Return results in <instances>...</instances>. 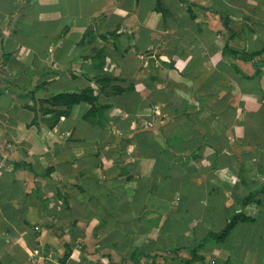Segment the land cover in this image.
Instances as JSON below:
<instances>
[{
	"label": "crops",
	"instance_id": "0c3cea01",
	"mask_svg": "<svg viewBox=\"0 0 264 264\" xmlns=\"http://www.w3.org/2000/svg\"><path fill=\"white\" fill-rule=\"evenodd\" d=\"M0 264H264V0H0Z\"/></svg>",
	"mask_w": 264,
	"mask_h": 264
},
{
	"label": "trees",
	"instance_id": "16d2710c",
	"mask_svg": "<svg viewBox=\"0 0 264 264\" xmlns=\"http://www.w3.org/2000/svg\"><path fill=\"white\" fill-rule=\"evenodd\" d=\"M233 38L238 37L239 35H236L235 33L232 34ZM235 55L243 60H252L254 58V54H249L244 48H234L231 47L229 44L226 45L224 56H232ZM102 85L109 84L110 78H103L98 81ZM98 101L99 97L98 95H94L92 90L83 91L80 93H73V94H60L55 97H52L48 100L41 101L42 104H48L53 108H56L54 110H44L42 109V112L44 113H51L52 115L56 116V119L59 120L62 116L68 117L71 115V111L75 105L78 104H90L93 106V109L87 114L86 118L92 117L93 114L96 113L97 108L104 109L105 106L98 107ZM56 120V121H57ZM238 217L233 218L226 229L222 233H211L207 241L208 242H221L225 240L226 236L230 232V230L238 223ZM242 219L244 220V217L242 216Z\"/></svg>",
	"mask_w": 264,
	"mask_h": 264
}]
</instances>
